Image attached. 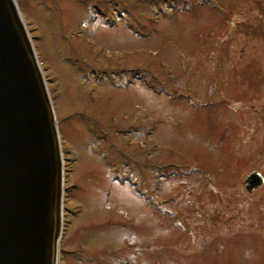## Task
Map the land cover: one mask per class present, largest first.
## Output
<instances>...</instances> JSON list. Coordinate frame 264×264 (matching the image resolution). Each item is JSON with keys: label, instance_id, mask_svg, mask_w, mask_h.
Listing matches in <instances>:
<instances>
[{"label": "rangeland", "instance_id": "obj_1", "mask_svg": "<svg viewBox=\"0 0 264 264\" xmlns=\"http://www.w3.org/2000/svg\"><path fill=\"white\" fill-rule=\"evenodd\" d=\"M15 2L65 163L62 264H264V0Z\"/></svg>", "mask_w": 264, "mask_h": 264}, {"label": "water", "instance_id": "obj_2", "mask_svg": "<svg viewBox=\"0 0 264 264\" xmlns=\"http://www.w3.org/2000/svg\"><path fill=\"white\" fill-rule=\"evenodd\" d=\"M63 185L40 64L15 0H0V264H59Z\"/></svg>", "mask_w": 264, "mask_h": 264}, {"label": "flooded vegetation", "instance_id": "obj_3", "mask_svg": "<svg viewBox=\"0 0 264 264\" xmlns=\"http://www.w3.org/2000/svg\"><path fill=\"white\" fill-rule=\"evenodd\" d=\"M165 94H166V98H168V99L171 100L172 102H175V101H176V103H182L183 106H186V105H187V107H188L187 101H184V100L177 101V100H176V97H174L175 95H174L173 93H172V94H167V93H165ZM185 104H186V105H185ZM159 117H160V116H159ZM213 121H214V120H213ZM213 128H215V127L213 126ZM156 168L159 169L158 167H156ZM166 170H167V169H166ZM253 174H257V173H251V174H249L248 176H246V178H245V180H244V186H245V188L248 190V192H253L254 190L260 188V187L263 185V182H264L263 177H262L260 174H257V175H259V176L261 177V183H260V185H259V186H256V187H253V188H249V187H247L246 183H247L249 177H250L251 175H253ZM159 178H165V176H163L162 174H160V175H159ZM64 225H65V224H64ZM70 252H71V251H70ZM61 258H62V256H61Z\"/></svg>", "mask_w": 264, "mask_h": 264}]
</instances>
